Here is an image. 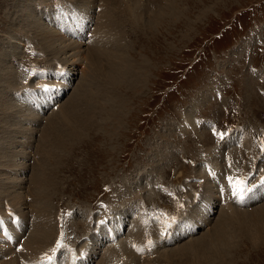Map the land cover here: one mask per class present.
<instances>
[{"label": "rangeland", "instance_id": "374dc122", "mask_svg": "<svg viewBox=\"0 0 264 264\" xmlns=\"http://www.w3.org/2000/svg\"><path fill=\"white\" fill-rule=\"evenodd\" d=\"M80 1L0 0V77L4 73L15 71L20 61L18 70L22 73L21 65L28 58L37 64L33 68H30L33 66L32 62L26 61V68L23 64L25 69L22 75H26V79H30L29 75L34 79L30 82L31 86L27 85L29 80L24 79L23 83H25H22L19 89L24 104L34 111H26L20 107L23 102L17 93L15 105L16 103L18 105L15 112H12L15 115H11L5 121L7 135L4 142L12 138L16 145L20 146L21 139L23 144L27 141V137L28 143L32 140L30 158L27 161L29 169L25 172L28 188H31L33 175L38 177L47 173L45 170L51 172L49 178H52L54 187L57 186L56 189L54 188L56 191L53 189V203H51L55 229L58 221L65 222L66 225V227L62 226L63 229L55 230V236L58 237L59 234L60 239L65 237L64 233H66L67 241L65 239L63 241L74 240L70 245L82 243L83 246L84 242H88L86 245L96 247L98 253L93 260H90L91 263L96 264L97 256L102 250L99 239L103 237L105 231V229L102 231V225L115 224L121 220L120 222H124L127 229L125 238H130L127 243L126 241L123 243L126 253L132 252L144 261L137 264H264V240L254 245L248 238L246 229L239 224L238 215L229 217L225 214L230 220L225 223L224 233L226 244L229 246L225 250L221 249V256L214 254L213 248L210 247V237L201 245L196 252L197 255L189 250L180 252L179 255L181 257L183 255L181 262L177 257L169 262L160 254L168 250H181L186 244L206 237L217 225L218 219L223 216L222 208L215 205L212 207L211 221L208 225L198 226L196 233L181 237L184 229L191 226L196 228L198 224L195 197L200 196L202 187L200 189L194 184L199 182L194 178L196 168L202 167L197 171V176L201 177L205 173L212 186L214 184L213 188L215 187L219 200L222 192L220 181L226 183L228 175L233 174L230 170L233 168L231 166L236 167V170L247 168V172L242 173L244 175L242 178L237 177L238 188L243 189V195H247L249 190L253 189L252 184L261 185L264 178V150H262L264 149V0H113L111 2L114 5L113 12L111 15L108 14L110 18L106 13L101 16L104 12L103 6L107 2L103 5L101 0H94L95 8L89 12L87 7L93 8L94 5L89 7L88 3L83 1L79 6ZM28 5H31V9L36 8L40 12L43 20L40 16L39 18L42 22L51 23L47 20L48 14H51L52 33L55 31L54 34L60 37V32L64 28L63 34L65 33V36L71 38L73 42L84 36L94 24L93 29L99 26L90 21L94 19L93 16L97 17L98 13V17L104 20L109 32L107 43L110 46L104 44L107 46L103 47L107 50L104 53L117 54L115 52L118 51V54H123L128 64L124 62L120 70H123L126 64L128 66L131 64L126 77H132L135 81L119 87L108 84L105 80H100L101 84L98 80H90L88 77L90 74H87L85 77L89 81L87 83L83 78L88 71L86 53L79 55L78 62L77 51L73 46H70L73 49H67L69 44L63 45L67 52L56 53L57 57L54 55V58L51 52L47 54L42 46V55H38L40 51L35 45H33L35 52L26 46L20 49L27 51L26 57L22 54L19 60L11 52V38L17 33L20 35L23 26L33 24L34 21L30 20L27 11ZM60 7L64 9L59 11ZM171 9L173 12L177 11L179 15L172 18ZM74 13H84L92 19L87 17L88 24L84 25ZM156 16L155 20L160 19V25L153 21ZM58 18L62 22L61 26L58 25ZM42 26L43 29L47 28V32L51 31L46 24ZM110 28L112 31L109 30ZM26 36L27 34H24V38ZM90 36L89 34L88 38ZM102 36L104 37V34L97 35L96 38L104 40L106 36L104 38ZM95 43L96 40L91 46ZM12 46L14 47V44ZM69 51V55L75 52L74 56H69ZM62 58L64 62L68 61V64L64 63ZM73 59L78 63L81 62L83 66ZM104 59L106 57H102V61ZM116 62L115 66L114 64L107 66L105 63L104 70L107 71L112 67L109 68L111 73L113 68L118 67ZM60 68L61 71H70L72 76L67 93L61 99H57L56 110L54 107L47 108L44 103L41 92L43 80L40 78L39 70L46 69L52 82L48 81L49 78L46 76L43 78L48 79L49 85H54ZM91 77L93 78V74ZM20 90L23 91L22 94ZM45 93L49 95L48 92ZM9 99L0 94V104L8 103ZM12 99L13 97L10 104ZM58 103L62 104L58 105ZM66 107L68 113H73L72 119L70 122L62 123L63 110ZM189 116L191 126L187 123ZM195 121L199 123L196 125ZM13 124L15 130H12ZM25 125L29 126L28 129L24 128ZM29 129L32 133L28 135ZM238 129H241V133L235 131ZM233 131L235 132L230 136ZM218 133H224L225 140L224 137L221 139ZM242 134L249 135L252 152L247 140H244L246 137ZM228 135L230 138L226 139ZM240 137L241 142L237 139ZM226 141L228 145L224 146ZM232 141L235 145L233 147L230 144ZM9 143L10 141L2 145L1 152L3 149L9 151ZM221 143H223L222 147L219 146ZM45 146L49 149L52 146L51 156H48L47 152L45 155ZM218 146L220 147L218 150L223 152L225 157L227 155L232 158L231 154L235 156L233 164L228 162L230 158L221 159L220 154L218 155L221 165L218 162L212 166L208 163L204 164L206 154L209 156L208 153L215 151ZM236 150L239 152L237 153ZM212 169L214 171L216 169L217 172ZM191 180L195 182L191 183L194 186L190 188ZM187 184L188 189H191L188 195L185 194ZM177 189L181 193L180 200L173 194ZM2 192L4 193L0 190V193ZM30 192L28 189L26 194ZM248 196L253 199L251 202L257 201V197L253 194ZM262 199L264 196L260 198ZM0 200H2L0 205L5 204L6 212V206L11 207L8 194L6 197L3 195ZM182 203L185 208L181 206ZM218 204L220 205L221 202L218 201ZM98 206L101 213L97 209ZM255 208L256 206L248 208L247 214L254 213L252 209ZM237 211L241 212L244 209ZM107 212L106 219L103 216ZM7 213L12 214V210H8ZM0 214L4 213L0 211ZM71 217L73 219L69 222ZM159 219L165 222L164 227L159 226ZM4 224L10 226L6 221ZM152 226H159L162 229L153 231L154 233L151 230L148 238L144 239ZM175 229L177 231L172 238L165 239V233H173ZM54 239V242L57 241V238ZM168 239L174 242L170 243ZM3 241L8 242V240ZM15 241L21 242V239L15 238ZM138 248L140 251H137ZM203 250H209L211 255L202 256ZM104 256L105 254L100 258ZM202 257L207 258L206 263L204 261L201 263ZM120 262L117 264H125L123 260Z\"/></svg>", "mask_w": 264, "mask_h": 264}, {"label": "bare ground", "instance_id": "6f19581e", "mask_svg": "<svg viewBox=\"0 0 264 264\" xmlns=\"http://www.w3.org/2000/svg\"><path fill=\"white\" fill-rule=\"evenodd\" d=\"M83 1H85V3H88V6L89 7H92L94 5V3H95V2H93L94 0H81L78 5L80 6L81 3H83ZM112 1L113 0H101V3H103V5H104V3L107 2V4H105L103 6L104 7V12H102V13L100 12L101 13V16L103 15V13L104 14L106 13L107 16L110 18L109 15H111L112 12H113L112 6H114L111 3ZM84 7H87V6H84ZM94 8H95V5L93 6V8H88L87 7V11L91 12L92 10H94ZM63 9L64 8H61L60 7L59 8V11L60 10H63ZM27 11L30 14V20L31 21H34L33 24H29V25L23 26L21 28L20 32H19L20 35H18V33H17V34H15L11 38V43L14 44V47L11 44V52H13L15 54V56H17V58L19 60H20V58H22V54L24 55L25 53H27L26 50L25 51L20 50L21 48L24 49V47H26V46L27 47H30L31 49H33V47H34L33 45H35L36 46L35 48H37L40 51V53L38 55H42L41 54V46H42V48L44 49V51L47 54L49 52H51V55H53V58H54V55L57 57V54L56 53H60V52L63 53L64 51L67 52V49H71L72 47L70 48V46H73L74 49L77 51L76 53H77L78 56L75 55V57L77 56V59L76 58L75 59L78 62L80 60V59H78V57L80 58L79 55H82V54L84 55L86 53V56H87L88 64H86V65H88V71L85 74V76L83 77L84 80H86V78H85V77H87L86 75L87 74H90V76H88L90 78V80H98L100 82V84H101V81L102 80H105V82H107L108 84H111V85L114 84L115 86L118 85L119 87H121L123 84L126 85L128 83L130 84L131 82L135 81V80L132 79V77H126L127 76V72H129V69L131 67V64L129 66L127 65L128 64L127 63L128 61H126L127 58L125 59V57H124L123 54H118V51L115 52L117 54H107V53H104L105 50H106L104 48L107 47L106 45L110 46V44L107 43V39H108V36H109V32L106 29V25H105L104 20L103 19H100L98 17V13H97V17L96 16H93L95 20L92 19V17H90L87 14H84V13L75 14L74 13L80 19L83 16L84 17H90V19H92L90 21H92V23H97L99 26L98 27H95V29H93L94 26H95V24H94L93 28L87 30V32H86V34L84 36L79 37V39L77 41H74L73 42L71 40V38H69L68 36H65L66 35L65 33L63 34L62 31H63L64 28L63 29L61 28L62 31L60 32V37L57 36V34H54L55 31L52 33V30H53V28H52L53 20L51 18V16H52L51 14H48L47 13L48 14L47 20L51 21V23H47V21H45V22L44 21L43 22L40 21V18H39V16L41 17L40 12L36 8H32L31 9V5H28ZM170 11H169L170 12V16H171V13L173 15V16H171L172 18H174V17H176V16L179 15L177 11L173 12V9H171ZM165 14H166V12H165ZM155 18H157V16L154 17V20H153L154 23L160 25L161 24V22H159L160 19H157V21H156ZM107 19H105V20H107ZM162 19H163V17H162ZM41 20H43L42 17H41ZM57 21H58V25L61 26L62 25L61 20L58 18ZM109 21H110V19H109ZM42 24H46L47 27H48V29H50L51 31H48L47 32L46 31L47 30L46 27L43 29L42 28L43 27ZM111 29L112 28H110L109 30H111ZM49 33H51V34H49ZM57 33H59V32H57ZM24 34H27V36L25 38H24ZM89 34L91 35L90 38H88V35ZM100 34H104V37L106 36V38L104 40L101 39V38H100L101 40H99V38H96V36L97 35H100ZM94 40H96V43L93 44V46H91L92 45V42ZM64 44L65 45H68L69 44V46L67 47V49H65L66 47L63 48V45ZM104 44H106V45H104ZM115 44H116V46L118 45L117 42ZM86 47H88V48H86ZM33 52H35V49H33ZM110 52H111V50H110ZM110 52H108V53H110ZM69 53H70V51L68 52V55H69ZM111 53H113V52H111ZM74 54H75V52H74ZM74 54L69 55V56H74ZM24 56L26 57V54ZM58 56L60 57L59 54H58ZM50 57H52V56H50ZM56 57H55V59H59L60 60V58H56ZM65 57H63V58H65ZM102 57L103 58L106 57V59H104L105 61L104 60L102 61ZM114 57H115V61H114ZM41 58L43 60V57H41ZM63 58L61 59L62 61H63ZM66 58L68 59L69 57L67 56ZM66 60H65V62H66ZM76 60H74V61H76ZM87 60L85 59V61H87ZM26 61L27 62H30V63L32 62V65L33 66L30 67V68H33V67H36L37 66V64H35V61L34 62L33 61H30L29 58ZM26 61H25V63H23V64H25V68H26V65H27ZM62 61H61V63L64 62V61L63 62ZM74 61H73V64H74ZM20 62L17 63V65H16L17 68L15 67V65H12V67H15V71L4 73L0 77V87H1L0 88V94H2V96L5 97V98H10L8 103H6V104L5 103L0 104V190H3L4 191V193L3 192L0 193V198L3 195H5V197H6V194H8V197L11 200V203H10L11 204V207L9 205H7L6 206V212H5V209H4L5 204L3 203L2 205H0V211L4 213V214H0V222H2V220H5L11 226V224H10L11 222L10 223L8 222L9 221L8 220L9 215L7 213V211L10 210V209L12 210L13 215L15 217H17V219L21 222L20 225H19L20 222H18L14 226V229L16 231H18L19 233L14 232L13 230L6 231L4 233L0 232V264H20L19 259L22 260V262L25 263V264H30V262H33V261L37 262L38 264H47V258L49 256H51V252H56L57 256H62V254L65 253V252H67V251H70V252L71 251H76L78 255H80L82 252H84L85 256H87L86 260H88V261L93 260L94 259V256L98 253V251H97L98 249H96V247H94L93 245H86L88 242H84L83 243V246H82V243L81 244H77V245H75V244L74 245H71L70 248H67L65 245L64 246L62 245V247H59V248L57 247V249H56L55 246H56V244L58 242L59 234H57L58 237L55 236V230H58V229H61V228L63 229L62 226H65L66 227V225L64 224L65 222H62L63 223L62 224V223H60L58 221V226L55 229V219L53 217V210H52V207H51V203H53V195H54L52 193L53 192V189L55 187H57V186L54 187L52 178H49V175H50L49 173H51V172H48V170H45L47 173H43L42 175H39L38 177H36L35 175H33V177H31L32 180L30 182L31 188H28V186H27L28 182L25 179L26 178L25 177V172H27V170L29 169V166H28L27 161L30 158L31 143H32L31 141L32 140L30 139L31 140L30 141L31 143L30 142L28 143L27 142L28 141V137H27V141H26L27 144H25L26 142L23 144V140L21 139L22 144L20 146H17L16 143H15V141L12 138H9L8 140H6L4 142V140L6 138V135H7V131L5 129V121L11 115H15L12 112L13 111L15 112L16 105H18V103H16V105H15V100H16L17 93L19 95V89L21 88L20 85L23 83V81L25 79V81L26 80H29L27 82V85L31 86L30 85L31 84L30 82L33 81V79H34V77H31L30 75H29V78L30 79H26V75H24V74H23L24 76L22 75L23 70L25 68H24V65L22 64L21 65V71H22V73L20 72V70H18L19 69L18 68V65L20 64ZM39 62H41V61H39ZM115 62H116V66H118V67L117 68H113V71H111V73H110V69L109 68H112V67H109V68L107 67L108 70H109V72H108V70L107 71L104 70V67H105L104 64L105 63L108 66V65L114 64ZM124 62L127 63V64L125 65V68L123 67V70H120L121 67L124 66V65H122ZM54 63H55V60H54ZM59 63H60V61H59ZM66 63L68 64V61ZM70 63H72V61ZM118 63H120L121 65L119 66ZM129 63H130V61H129ZM78 64H82V63L80 62ZM51 66H53V64H51ZM65 66H66V64H65ZM82 66H83V64H82ZM114 66H115V64H114ZM58 68H56V69H58ZM67 68H68V66H67ZM60 71H61V68H60ZM91 74H93V78L91 77ZM121 79H123V80L120 81ZM88 82L89 81H87V83ZM87 83H85V84H87ZM111 85H109V86L111 87ZM84 86H86V85H84ZM22 92L23 91H21V94H22ZM44 92H48L49 93V96H52V92H49V90H47V91L45 90ZM109 94H111V92ZM12 97H13V99H12V102L10 104V100H11ZM18 97L23 102V100L20 97V95ZM110 97H112V96H110ZM21 101H20V103H21ZM24 103L25 102H23V104H20V107H23V109L26 110V111H34V110L31 109V107L25 105ZM60 104H62V103H58V105H60ZM11 107H12V109H11ZM17 108H19V107H17ZM67 109L68 108L66 107V109L63 110V116H62V119L63 120H62V123H64V122H70L71 119H72L71 118V115L73 113H68L69 110L67 111ZM54 110H52V112ZM20 111H17V112L20 113ZM55 112H57V111H55ZM21 113H22V111H21ZM30 115H31V113H30ZM18 116H20V115L18 114ZM24 117H25V115H24ZM32 117H35V116H32ZM187 119L189 120V121H187V123H189L188 126H191V124H190L191 123V117L189 116V117H187ZM26 121H27V117H26ZM37 121H38V119H37ZM198 123L199 122L195 121V124L196 125ZM12 127H13L12 130H15L14 129V124H13ZM28 127L25 125L24 128H27L28 129ZM15 128H17V127H15ZM30 129H29V131L27 133L28 135H29V133L30 134L32 133V131ZM33 129L34 128H32V130ZM235 131H239L240 132L241 129H238V130H235ZM235 131L231 132L230 133V136H232V134ZM17 132H19V131H17ZM17 132H16V134H17ZM22 132H21V134H22ZM33 133H35V132H33ZM48 133H46V134H48ZM23 134H26V133L23 132ZM35 134H32V135L35 136ZM44 134H45V132H44ZM47 136H49V135H47ZM230 136L228 135L226 137V139L227 138H230ZM243 136L246 137V138H244V140H247L248 145H249L250 144V140H251L250 137H249V135H247V136L246 135H243ZM250 136H251V133H250ZM16 137H18V136H16ZM32 138H33V136H32ZM44 138H46L45 135H44ZM237 139L240 141L241 140V137L240 138H237ZM224 140H225V137H224ZM8 141H10L9 148H8L9 151L6 152L5 151L6 149H3V151L1 152L2 145L5 144V143H7ZM240 142L238 144H240ZM222 144L223 143H221L219 146L222 147L223 146ZM230 144H232L231 147L235 146L233 144V141L230 142ZM227 145H228V142L226 141L225 144H224V146H227ZM219 146L217 147V149L215 151H212V152L208 153L209 156H207V154H206V157H207L206 159L209 158L210 162H207L209 160H206L205 159L204 164L205 163H208V165L212 166V165L216 164L217 162L220 163L221 159H223V158H230L229 156L227 157V155L225 157L224 156V153L218 150V148H220ZM37 148L40 149L39 147H37ZM51 148H52V146H51ZM51 148L49 149L48 147L45 146V155H46V152H47V155L48 156H51V154H52V149ZM16 149H18V150L15 151ZM38 149H37V151H38ZM249 149L252 152V147H250V145H249ZM236 151H237V153L239 152V150H236ZM241 152H242V149H241ZM218 154L222 155V156H220L221 159L219 158V155ZM233 156L234 155L231 154V157L232 158H230V161H228V162H230L232 164L235 162V156L234 157ZM245 160L246 159H243V161H245ZM220 165H221V163H220ZM231 167H233V168H230L231 172L233 173V175H231V176H234L235 179H236V177L242 178L244 176L242 173L243 172H247V170H246L247 168H243L241 170H236L237 169L236 167H234V166H231ZM198 168H196V170H195L194 178H196L199 182H198V184L197 183H194V184H195V187H198L200 189L202 187V191H200L202 193L200 194L199 197H195V199L197 198V205L195 204L196 205L195 213H196V217H197V221H198V224H197L196 228H198V226H202L204 224L206 226V225H208L210 223L211 216H212V213H211L212 207L215 206V205H218V207L220 206L222 208V210H223V212L221 211L223 213V214L221 213L223 215L222 218H224V217L225 218L224 219H222V218L220 219L219 218L220 220L218 219V223H216L217 225L215 224L216 226L212 229L211 232H209V234L206 237H204V238H202L200 240H197V241H195L193 239L194 240L193 242L186 244V246H184L183 248H181V250H176V251L175 250H171V251L168 250L164 254L160 253L162 255V258L163 259H166V260H169V262L172 261L175 257H177L179 259V261L181 262L182 259H183L182 258L183 255L181 257L179 255L180 252H185V251H188L189 250V251H192L193 253L196 254V252L199 251L201 245L209 237H210V241H209L210 242V247L213 248L214 254L215 255H218V256H221V249L225 250L229 246L228 244H226L224 233H225V229H226V227H225L226 224L225 223H227V221H230L229 220V217H232V215H234V217H235V215H238V218L237 217L236 218L239 220L238 221L239 224L242 225V227L244 229H246L247 232L246 231L245 232L248 233V235H249L248 238L251 240V242L254 245H257L261 241L264 240V199H262L260 201L249 202L245 206L237 205V204H232L230 202H225V205H222V204L219 205L218 204V201L220 202V200L217 198L215 187L213 188L214 184L212 186V183L210 182V180L208 178H206L205 173H203L201 177H200V175L197 176V171L198 170H201L202 167H198ZM212 170L214 171V169H212ZM222 170L224 171V168ZM215 171L217 172L216 169H215ZM219 173L221 174V170L219 171ZM216 179H217V177H216ZM202 180H204L205 183H204V181H203V183H201ZM218 180H220V179L218 178ZM192 182H195V181H192L191 180L190 184ZM194 184H191L189 187L191 188V186H194ZM203 185H204V188H203ZM3 187H4V189H3ZM6 188L8 189V192L7 193H6ZM107 188H109V187H107ZM185 188H187V190H185V194L188 195L191 192V189H188V184H187V186L185 185ZM28 189H30L31 192H30V194L27 195L26 194V191ZM153 189H155L154 186H153ZM204 189H205V191H204ZM178 190L179 189L174 190L173 191V194H174V197L175 198H178L180 200L181 199L180 198L181 193ZM195 192L196 191H194V193ZM28 198H30V199H28ZM184 199H186V198H184ZM199 199H200V203H199ZM0 203H2V200H0ZM253 203H255V204H253ZM181 206L184 207L183 203H182ZM234 206H236V207H234ZM254 206H256V208L255 209H252V210L255 211V212L252 213V214H247V212H249V209L248 208L254 207ZM218 207H216V208H218ZM97 209L101 213V210H100L99 206L97 207ZM238 209H244V211L239 212V211H237ZM247 209H248V211H247ZM30 211H31V213H30ZM18 212H19V214H18ZM68 212H71V211H68ZM227 212H228V214H227ZM98 214H99V212L97 213V216H98ZM225 214L226 215H229V217L228 216L226 217ZM249 215H250V218H248ZM107 216H108V212L106 214L104 213V216L103 217L107 219ZM226 218H228V219L225 221ZM20 219H22V220H20ZM72 219H73V217L69 218L68 221L70 222V221H72ZM232 219L233 218H231V220ZM221 220H223V221H221ZM235 222H237V221H235ZM161 225H162V227H164V222H162V220L159 219V226H161ZM159 226L158 227H153L152 226L151 227L152 233H154L153 230H161L162 227L159 228ZM103 229H105V228H103ZM176 231H177V229H175L174 232L172 230L171 232H173V233H170V235L168 237H165V239L172 238V236L176 233ZM6 234L13 235L14 238H16V239H21V242H16L17 241L16 240V241H14V243H13L12 246H11V244L9 242L5 243L3 240H6L5 239V235ZM27 234H28V236L25 238V236ZM64 235L66 237V233H64ZM105 235L106 234H104V237L107 239L108 237H106ZM111 235L112 236L114 235V229L111 232ZM55 237L57 238V241L55 240L56 239ZM181 237H183V235H181ZM53 239L55 240V242L53 241ZM72 241H74V240H72ZM72 241L71 240H68L69 244ZM172 242H174V241L171 240L170 243H172ZM227 242H229V241H227ZM160 243L162 244V243H165V242H160ZM206 243H208V242H206ZM134 244H132V246ZM19 245L22 246V249L19 252H16V248H13V247H18ZM78 246H79V248H78ZM130 246H131V244H130ZM218 246H220V247H218ZM205 247L208 248V246H205ZM132 249H134V247ZM177 251H179V252H177ZM127 253H130V254H127ZM127 253H126V250L124 249V247H122L121 245L119 247L115 248V249H108L107 251H106V248H105L103 250V253L100 254V256H102V255L105 254L104 258H100V256H98V260L96 261V264H117L118 262L121 263L120 261H122V260H123V262L125 261V264H126V261H127V264H137V263H140V262L144 263L143 260H141L139 257L136 256V254H134L132 252H129V251H127ZM210 253L211 252H209V250H203V255L202 256L211 255ZM188 254H190V253H188ZM75 258H79V257L78 256H75ZM114 258H115V260H113ZM203 258H204V260H203ZM124 259H126V260H124ZM200 259H201V263H203V261L205 263L207 262V258H205V257H202ZM80 263L82 264L83 262H80Z\"/></svg>", "mask_w": 264, "mask_h": 264}, {"label": "snow or ice", "instance_id": "6c2138e0", "mask_svg": "<svg viewBox=\"0 0 264 264\" xmlns=\"http://www.w3.org/2000/svg\"><path fill=\"white\" fill-rule=\"evenodd\" d=\"M218 135L220 136L221 139L224 137V133H218ZM262 150H264V149H262ZM237 194L240 195V197L242 199L243 198V189H238ZM149 244H151V241H149ZM57 247L58 248L62 247V244H58ZM137 251H140V249L138 248ZM48 264H51V258H49Z\"/></svg>", "mask_w": 264, "mask_h": 264}]
</instances>
